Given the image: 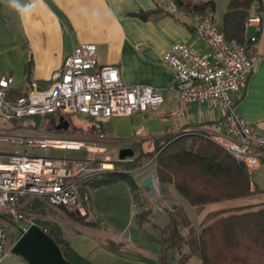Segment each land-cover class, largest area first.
<instances>
[{
    "label": "built area",
    "instance_id": "1",
    "mask_svg": "<svg viewBox=\"0 0 264 264\" xmlns=\"http://www.w3.org/2000/svg\"><path fill=\"white\" fill-rule=\"evenodd\" d=\"M168 9L176 12L174 0ZM192 29L196 38L207 48L201 55L185 44L172 45L163 56L164 63L174 73L172 90L175 99L184 104H195L210 111L221 110L224 118V133H206L205 137L217 144L248 170L260 165L264 155V135L254 132L235 109L233 93H238L253 71L255 61L247 47L235 40H226L217 27L210 11L193 15ZM259 15L250 16L244 24L247 42L255 43L262 30ZM250 27L256 35L248 38ZM13 78L0 74V218L22 224L26 230L34 224L21 208L26 197L41 198L51 207L62 209L70 215L87 218V196H81L80 184L104 172L103 165L94 167L96 148L86 146L85 140L49 138L45 130H33L14 125V121L35 116H66L79 114L96 122L114 118H127L136 113L159 109L163 96L158 89L148 86H126L117 68L98 67L96 46L82 44L75 47L56 71L46 88L31 86L26 94L11 99L9 91ZM183 114L181 113L180 116ZM185 130L182 134H198ZM180 133V134H181ZM99 141L105 142L103 134ZM28 149L64 150L87 156H40ZM156 157V156H155ZM125 161V160H124ZM154 163V159L152 161ZM144 168L131 172L140 176V181L152 180L157 197L162 193L156 167L147 176ZM144 197L150 198L146 191ZM155 196V197H156ZM135 213L145 209V200L135 201ZM6 229L0 226V264L7 243Z\"/></svg>",
    "mask_w": 264,
    "mask_h": 264
},
{
    "label": "crops",
    "instance_id": "2",
    "mask_svg": "<svg viewBox=\"0 0 264 264\" xmlns=\"http://www.w3.org/2000/svg\"><path fill=\"white\" fill-rule=\"evenodd\" d=\"M169 1L41 0L30 15L21 17L7 6L6 0H0V12L3 15L2 19L5 20L9 16L10 20L15 19L18 24L17 37L25 60L26 82V64L30 62V84L27 82L28 86H36L41 89L48 87L53 74L61 68L64 60L75 47L82 44H94L99 68L107 66L117 68L120 78L126 86H148L158 89L163 96V104L158 109L161 110L166 98L175 100L172 90L174 73L163 61V56L168 49L176 43H182L201 55H205L209 51L194 34L193 16L180 10L169 11ZM189 1L195 4L212 2V11L208 9L206 12H211L218 29L222 31V18L231 0ZM22 2L28 3L29 0H22ZM140 11H153V13L146 21L130 16L131 13ZM260 17L262 21L261 33L257 41L249 46V55L255 61L254 69L249 74L245 86L238 93H233L232 98L235 101L236 111L248 126L254 132L264 135V0H262ZM255 35V29L250 27L247 37L251 38ZM12 88L23 87L16 86L13 79ZM142 114L146 115V113H136L127 118L110 119L106 123L123 119L132 121L133 118L135 120V116ZM180 117H184V115ZM57 120L56 122H59V119ZM106 123H103V135L107 141ZM182 129L223 134L225 131L223 112L221 110L213 112L204 106L189 104V122L185 123ZM144 132V122H140L139 126L128 132L127 138H121L119 141L134 140L133 143H137L135 140ZM180 132V130L165 129L159 137L176 136ZM46 134L53 139L81 141L84 138L82 135L72 134L71 131L63 129H53ZM159 137L156 136L154 139ZM263 168L264 155L260 157V165L249 170L250 175L255 176V180H251V190H254L255 186L264 189ZM92 184L93 182L91 183L90 180L85 182L80 191L83 197L87 195L88 191L97 188ZM133 201L135 202L134 199ZM250 204H264V201L256 202L254 200ZM85 205L90 215L88 217H92V219L85 218V220L88 219L85 223L98 226L99 218L92 213L87 203ZM62 232L64 239L70 242L73 251L93 264L140 263H132L127 258L124 260V254L134 253L135 247H137L136 249L140 248L137 244L132 243V245L125 246L119 243L116 245L107 240L102 245V256L98 258L100 254L94 247L83 248L76 244L75 240L67 238L63 230ZM133 245L134 248L131 247Z\"/></svg>",
    "mask_w": 264,
    "mask_h": 264
},
{
    "label": "trees",
    "instance_id": "3",
    "mask_svg": "<svg viewBox=\"0 0 264 264\" xmlns=\"http://www.w3.org/2000/svg\"><path fill=\"white\" fill-rule=\"evenodd\" d=\"M174 4L176 10L191 16L202 15L206 10L213 9L212 2L195 4L189 0H174ZM261 10L262 0H231L221 23L226 40H235L245 45L249 52L251 43L245 38L244 24L248 17L260 16ZM152 13L153 11H140L131 13L130 16L146 21ZM29 67L30 62H27L28 84H30ZM29 87L30 85L26 88H11L9 97L13 99L23 96ZM60 117L69 123L70 130L104 134L103 123L96 122L90 117H82L88 124L85 128L78 123H73L68 116L54 117V115L20 119L14 121V125L33 130H53L59 123L56 120ZM205 135V132L200 131L198 134L181 133L172 137L164 136L154 139V150L145 155L154 158L157 177L162 188H172L197 212H201L209 205L248 200L264 192V189L257 186L251 190V175L246 166L208 140ZM120 164L123 169L133 168V165L128 162ZM99 176L100 179H98ZM92 180H95L92 185L97 188L124 183L135 201L146 198L142 196L139 182L122 170L106 171L102 173V176L100 174L91 178V183ZM157 200V204L165 209L170 217L168 225L160 229L164 247L170 250L187 246L189 249L188 254L181 255L178 264H185L191 255L198 258L199 264H264V207H259L262 204H247L211 211L202 218L199 231L193 232L182 210L167 209L161 204L159 198ZM21 206L30 220L55 241L68 262L93 264L73 251L70 242L64 239L59 227L46 222L41 223L47 209H51L45 200L26 197L21 200ZM150 214L151 210L145 208L141 213H135V220L142 225L148 220ZM45 226H48L49 230ZM185 230H187L186 235L182 234ZM158 264H166L165 258H159Z\"/></svg>",
    "mask_w": 264,
    "mask_h": 264
},
{
    "label": "rangeland",
    "instance_id": "4",
    "mask_svg": "<svg viewBox=\"0 0 264 264\" xmlns=\"http://www.w3.org/2000/svg\"><path fill=\"white\" fill-rule=\"evenodd\" d=\"M3 15L0 12V74L5 73L11 75L14 79V84L16 86H21L26 88L27 82L24 73V63L25 60L22 56V49L19 45V40L17 37L18 24L14 20L2 19ZM184 117H180V114ZM57 115H54V117ZM70 118L73 123H78L83 128L88 127V124L84 122L79 114H69L66 115ZM130 120H116L105 124L107 131V141H99L98 136L100 134H89L84 131L78 132L74 130L67 129L71 131L72 134L82 135L83 141L85 140L86 146L96 148L93 155L95 157L94 167H100L103 165L104 172L122 170L128 175L131 172H138L140 168L145 169V173L142 176H147L151 170L154 169V163L152 162L154 158H149L145 155L149 151L154 150V137L162 134L165 129L168 130H180L184 132L182 127L185 123L189 122V104H184L178 100L165 99L163 108L161 110H151L146 113V115H138ZM109 121V120H108ZM31 122V121H27ZM140 122H144L145 132L142 136H138L133 141H119V139L127 138L132 128L139 126ZM53 124V123H52ZM51 131V130H45ZM180 132V133H181ZM172 137V136H171ZM133 149V157L126 161L119 160V153L125 149ZM29 153H35L40 156H87L88 152L86 149L81 150L78 153H72L70 151L64 150H36L28 149ZM130 163L133 168L123 169L122 164ZM121 166V167H120ZM264 169V168H263ZM102 176V174H101ZM101 177L99 176L98 179ZM136 181H140L141 178L138 175L132 177ZM93 179V178H92ZM97 180V179H95ZM92 180V182H95ZM251 180H255V176L251 175ZM141 187L142 196L144 191L142 190V182H139ZM80 184L79 187H83ZM259 186V185H258ZM161 195L159 197H148L145 198V208L151 210V214L148 220L139 225L135 220V202L133 201V196L126 184L124 183H114L106 187L92 189L87 193L86 203L89 209L94 215L99 218L98 226H91L86 224V219L81 218L78 215H70L63 212L62 209L57 207H51L47 209L46 215L41 219L42 222L49 223V225H55L59 229L63 230L66 237L75 240L76 244L81 245L83 248L90 249L94 247L97 253L100 254L98 258L102 256L103 249L102 245L110 240L114 244L118 245L124 244L132 245V243L140 246L138 249L135 247L134 253L124 254V260L127 258L132 263L140 262L139 264H158V260L161 257L165 258L166 264H178L181 255L188 254L189 249L187 246L181 249H166L162 242V237L160 234V229L164 228L170 222V217L168 212L160 207L157 202L158 198L161 200V204L170 210H182L185 217L190 222V228L193 232L199 231V224L202 218L209 212L215 210L230 209L238 206H245L250 204L254 200L256 202L264 201V192L255 195L253 199L250 200H239V201H228L221 204H213L207 206L201 212H197L192 208L185 200L179 197L172 188L161 187ZM259 207H264V204ZM229 213V212H228ZM90 216V215H89ZM36 218V216H35ZM91 218L92 217H88ZM85 220V221H84ZM22 224H15L9 219L3 217L0 218V226L4 227L7 232V243L4 248V257L1 264H26L21 259L12 256L9 253L12 242L14 243L20 236V226ZM47 230H49L48 226ZM187 230L182 232L186 235ZM138 253V255H136ZM113 258L112 256H110ZM113 264V263H112ZM185 264H199V260L196 256L191 255L189 260Z\"/></svg>",
    "mask_w": 264,
    "mask_h": 264
},
{
    "label": "water",
    "instance_id": "5",
    "mask_svg": "<svg viewBox=\"0 0 264 264\" xmlns=\"http://www.w3.org/2000/svg\"><path fill=\"white\" fill-rule=\"evenodd\" d=\"M69 123L64 121L63 117L59 118L56 130H67ZM132 149L120 151L118 157L124 161L133 157ZM148 196L155 197L156 190L152 185V180L147 179L141 184ZM20 236L10 247L9 253L26 264H71L68 262L55 241L36 224L30 225L26 230H20Z\"/></svg>",
    "mask_w": 264,
    "mask_h": 264
},
{
    "label": "clouds",
    "instance_id": "6",
    "mask_svg": "<svg viewBox=\"0 0 264 264\" xmlns=\"http://www.w3.org/2000/svg\"><path fill=\"white\" fill-rule=\"evenodd\" d=\"M40 2L41 0H29L28 3H23L22 0H6L7 6L16 11L21 17L30 15Z\"/></svg>",
    "mask_w": 264,
    "mask_h": 264
}]
</instances>
